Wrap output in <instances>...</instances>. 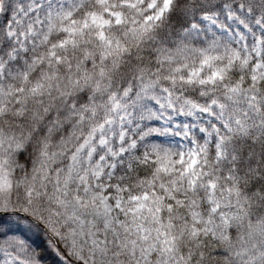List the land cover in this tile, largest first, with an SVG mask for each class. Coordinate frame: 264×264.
<instances>
[{"label": "snow or ice", "instance_id": "snow-or-ice-1", "mask_svg": "<svg viewBox=\"0 0 264 264\" xmlns=\"http://www.w3.org/2000/svg\"><path fill=\"white\" fill-rule=\"evenodd\" d=\"M0 264H264V0H0Z\"/></svg>", "mask_w": 264, "mask_h": 264}]
</instances>
